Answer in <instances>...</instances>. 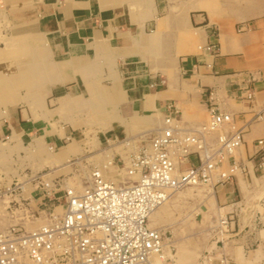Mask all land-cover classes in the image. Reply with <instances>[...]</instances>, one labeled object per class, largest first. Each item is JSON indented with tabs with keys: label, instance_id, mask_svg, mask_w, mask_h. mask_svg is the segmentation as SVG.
<instances>
[{
	"label": "rangeland",
	"instance_id": "1",
	"mask_svg": "<svg viewBox=\"0 0 264 264\" xmlns=\"http://www.w3.org/2000/svg\"><path fill=\"white\" fill-rule=\"evenodd\" d=\"M204 3L213 7L214 16L228 25L230 35L234 37L241 36L243 32L253 36L256 32L251 31L250 25L252 27L253 22L264 20V0H101L102 8H115L116 4H120L123 6L122 10L127 12L131 4L136 6L140 16L137 21H133H143L147 33L144 35L145 42L141 50L144 60L135 55L139 59L136 63L143 65L150 74H157L158 78L165 77L166 82L171 80L173 84L181 85L182 94L175 97L181 100L175 101L183 109L182 120L189 121L191 126L197 121H204L207 115L205 116L204 106L189 96L190 93L200 90L193 81L196 76H188L181 68L179 60L180 57L191 54L199 55L200 60L208 58L209 55L196 48L197 43L204 42L202 36L194 41L190 51L180 54H177V51L178 46L188 40L187 34L190 31L201 30L203 34V23H208L215 32L220 30L219 24L211 21L208 12L199 8ZM243 13L246 16L237 19V16ZM130 26L132 32L139 30L134 23ZM10 40L24 43L16 42L15 45V42L9 43ZM44 41L47 40L40 34L10 35L7 21L0 19V48L7 49L0 57V105H3L2 101L6 96L16 93L25 100L17 104L23 108L26 116L29 114L35 121V127L38 126L30 133L21 131L13 135L7 130L2 132L0 127L2 189L6 182L15 176L41 171H48L50 177L64 176L71 185L82 189L90 179V169L94 164L104 160L107 163L114 151L120 152L127 163V152L143 142H148L150 135L162 125L159 122L163 113L160 117L156 116L157 114L151 118L139 117V114L149 115L161 109L126 108L125 104L129 101L125 90L123 66L127 64V58H110L103 51L104 54L97 60L95 68L87 75L63 79L65 75L58 69V65L67 59L58 60L59 56H55L49 43L46 45L49 47L47 52L43 48ZM255 41L250 51H253L255 58H261L264 56V33ZM154 67L156 70H153ZM262 68L263 64L258 61L251 69L257 75L256 72ZM116 77L124 90L122 100L113 97V81ZM75 95L85 99L81 102L86 105L72 100L71 97ZM123 115L128 116V119ZM4 117L5 115H0V125ZM68 117L77 118V128L64 124ZM148 118L160 120L158 124L150 125L145 122ZM61 124L65 127L63 135L58 132ZM87 139L88 144L85 143ZM124 140L128 141L127 147ZM71 142L76 143L75 154L68 150V144ZM113 164L109 161L110 169ZM121 164L119 161V165ZM238 174L240 181H244L249 191L248 196L243 190V194L238 196L243 198L246 206L241 214H253L256 209L260 210L256 203L264 207V195L259 199L253 198L259 189L254 176L264 178V168H258L256 174H252V181L248 182L250 184L242 178L240 171ZM30 193L26 190V194ZM208 193L209 187L204 185L190 187L174 195L159 207L156 217L151 218V225L162 227L165 231L164 241L170 244L167 248L169 253L164 259L166 264H197L203 251L214 245V236L225 239L229 235L226 232L224 235L221 232L216 235L215 229L220 216L216 209L224 205L217 203L214 197L216 205L210 206L208 198H205ZM4 201H7L5 196L0 200V227L16 221L21 212L13 208L6 209ZM36 201L35 199L31 202L32 207H35ZM248 206H252V210H247ZM196 208H200V211L193 215ZM247 222L250 223L249 219ZM218 242L220 244V241Z\"/></svg>",
	"mask_w": 264,
	"mask_h": 264
},
{
	"label": "built area",
	"instance_id": "2",
	"mask_svg": "<svg viewBox=\"0 0 264 264\" xmlns=\"http://www.w3.org/2000/svg\"><path fill=\"white\" fill-rule=\"evenodd\" d=\"M199 49L214 54L216 46L205 43ZM244 97L252 99L251 88L246 87ZM164 111L162 125L148 142L127 152V163L114 151L112 169L106 160L94 164L82 189L48 171L26 172L0 186L5 208L21 210L16 221L0 227V264H155L163 256L165 231L149 224L150 213L178 189H214L238 171H248L235 158L244 142V125L233 112L211 103L206 119L191 126L181 123L175 100L166 102ZM123 142L127 147L128 141ZM255 147L254 166L263 169L264 136L256 138ZM231 220L220 216L218 230H227ZM212 261L206 251L197 264ZM217 264H228L227 255L220 252Z\"/></svg>",
	"mask_w": 264,
	"mask_h": 264
},
{
	"label": "crops",
	"instance_id": "3",
	"mask_svg": "<svg viewBox=\"0 0 264 264\" xmlns=\"http://www.w3.org/2000/svg\"><path fill=\"white\" fill-rule=\"evenodd\" d=\"M104 5L107 6V4ZM122 7L116 4L115 8H102L101 0H0V19L7 21L10 35L40 34L44 36L47 41H44L43 48L49 52V47L46 46L49 43L55 56H59L58 60L67 59V61L59 62L58 65V69L65 75L63 79L87 75L95 68L97 60L104 54L103 51L110 58L124 60L127 58V64L123 66L125 90L129 101L125 104L126 108H157L161 111H155L149 115L139 114V117L150 116L151 118L152 115L159 116L161 113L164 116V104L172 99L177 100L178 98L175 97L181 96V85L173 84L171 80L166 82L165 77V82L160 83L157 74H150L143 65L136 63L139 59L135 55L142 58L144 35L147 34L144 30L145 23L133 21L140 16L134 4L130 5L131 12L129 9L127 12L122 10ZM199 8L208 12L211 21L218 23L220 30L215 32L208 23H203V34L201 30L190 31L187 34L188 40L178 46L177 54L188 52L192 49L194 41L199 40L201 36L204 39L202 44L214 43L216 46L214 54L202 52L209 55L203 60H200L197 54L180 57L181 68L188 73V76H196L193 81L200 88L198 92L190 93L189 96L204 106L205 116L208 105L214 103L221 109L233 112L238 123L244 125V142L237 149L235 158L247 164L248 171L241 172V176L247 184H250L248 182L252 181V174L255 175L257 170L254 164L258 158L253 156L256 148L255 141L256 138L264 136V56L255 58L253 51L250 50L256 43L255 39L264 33L262 31L264 20L253 22L252 27L250 25L251 31L256 32L253 36L243 32L241 36L234 37L230 35L228 25L214 16L212 6L204 3ZM247 11L250 13L249 10ZM245 16L244 13L240 14L237 19ZM132 23L139 28L137 32H132L130 26ZM12 42L15 41H9L11 44ZM16 42L13 44L16 45ZM23 43V41L19 42V44ZM199 45L197 43V49ZM6 50L5 47L0 48V57ZM258 61L263 64V68L255 75L251 68ZM153 70H156V67ZM153 81H156L157 85L151 86L150 83ZM246 87L253 91V97L250 100L244 97ZM112 91L114 98L124 99V90L121 89L117 77L114 78ZM71 98L76 103L86 105L81 102L85 99L78 98L76 95ZM24 101V98L16 93H11L2 101L3 105L0 106L3 109L0 110V115H5L0 125L2 132L7 130L13 135L21 131L30 133L38 128V126L35 127L36 123L30 115L26 116L23 108L17 104ZM179 109L178 116L181 123L189 125V121L182 120V107L179 106ZM163 116H161L162 120L148 118L145 122L156 125L160 120L159 123L162 124ZM64 124L77 128V118L68 117L64 120ZM64 124L60 125V129L58 128V132L62 135L65 132ZM87 142L88 139L85 143L88 144ZM68 150L75 154L76 143H69ZM254 178L259 189L253 198L259 199L264 195V178L259 179L255 176ZM242 190L248 196L249 191L244 181H240L239 174H236L231 181L218 185L214 189L209 187V193L205 197L208 198L209 205L212 207L216 205L215 198L217 203L224 205L216 209L218 215L227 214L232 217L227 230L215 229L216 235L218 232L222 235L226 232L229 235L225 239L214 236V245L203 251L212 253L214 264H217V255L220 252L227 255L228 264H264V207L256 203L260 210L256 209L255 213L249 212L243 216L241 213L246 207L245 201L238 197L243 194ZM250 207L252 206H248L247 210H252ZM198 211L200 208H196L193 215ZM248 219L250 223L247 222ZM168 253L169 251H166V255ZM156 264L166 263L164 260L156 259Z\"/></svg>",
	"mask_w": 264,
	"mask_h": 264
},
{
	"label": "bare ground",
	"instance_id": "4",
	"mask_svg": "<svg viewBox=\"0 0 264 264\" xmlns=\"http://www.w3.org/2000/svg\"><path fill=\"white\" fill-rule=\"evenodd\" d=\"M2 53V52H1ZM164 120V119H163ZM183 124V123H182ZM106 166L107 167H109L108 166V164H106ZM239 172V171H238ZM48 174H49V172H48ZM238 174V173H237ZM74 186V185H73ZM195 186H198V185H190V186H186V187H184V188H182V189H178V190H176V191H174L173 193H171L170 195H169V197L162 203V204H160L158 207H156L151 213H150V215H149V218H148V222H149V224L151 225V218H154V217H156V212H157V210L159 209V207H161L164 203H167L174 195H176L177 193H180V192H182V191H184V190H186V189H188V188H190V187H195ZM75 188H76V186H74ZM208 187H211V186H208ZM77 190H78V188H76ZM174 200V199H173ZM159 217V216H158ZM157 220H158V218H157ZM152 226V225H151ZM162 229V228H161ZM168 245H170L169 244V242L168 241H164V245H163V256L162 257H158V258H155V264H156V259H161V260H164L165 258H166V251H167V248L169 247Z\"/></svg>",
	"mask_w": 264,
	"mask_h": 264
}]
</instances>
